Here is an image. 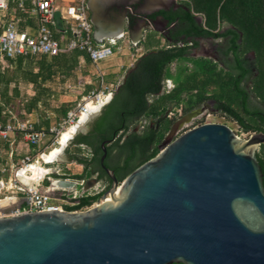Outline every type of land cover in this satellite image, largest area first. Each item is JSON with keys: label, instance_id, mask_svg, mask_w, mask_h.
Masks as SVG:
<instances>
[{"label": "water", "instance_id": "obj_1", "mask_svg": "<svg viewBox=\"0 0 264 264\" xmlns=\"http://www.w3.org/2000/svg\"><path fill=\"white\" fill-rule=\"evenodd\" d=\"M100 4L87 0L98 37ZM104 7L122 8L113 1ZM99 113L77 131L87 132ZM197 113L173 122L168 135ZM107 143L100 158L112 181L101 190L102 201L110 194L105 202L0 216V264H264V186L256 154L264 132L242 139L225 124L202 123L164 140L122 181L104 164ZM91 183L97 181L88 180L86 188ZM50 185L74 189L76 182L56 177Z\"/></svg>", "mask_w": 264, "mask_h": 264}, {"label": "trees", "instance_id": "obj_2", "mask_svg": "<svg viewBox=\"0 0 264 264\" xmlns=\"http://www.w3.org/2000/svg\"><path fill=\"white\" fill-rule=\"evenodd\" d=\"M181 1L195 12L205 15L206 25L209 27L216 26L218 19L219 23L220 21H227L237 26L243 34L242 44L247 49L252 48L256 52L259 51L258 35L260 33L264 34V0ZM56 27L60 29L59 33L63 35L60 20L55 25ZM59 35L55 33L56 38H59ZM155 43L158 46L160 42L156 41ZM174 57V55L169 54L168 50L163 49L151 50L141 57L139 66L127 75L111 101L103 107L93 129L94 140L88 141L86 136H80L79 143L91 148L92 157L90 160L78 159V163L85 168L90 166L96 169L99 179H104L109 185L112 181L100 165V158L103 153L102 142L108 140L110 143L106 146L108 153L114 152L117 157L115 164H108L106 159L104 164L114 171L119 181H122L138 166L153 158L159 152L158 143L163 136L162 130H166L168 126L156 130V123L151 126L147 122L140 130L131 127L144 117L157 119L161 114L160 107L164 100L169 98L180 100L177 93H172L166 97H161L152 105L148 104V97L160 90L165 68ZM81 60L91 63L88 55L79 50L62 52L54 56L40 54L35 57L18 56L12 60H6L5 66L0 65L2 68L0 83L3 84V89L0 92V121L6 122L8 119L5 107L10 101L8 86L12 81L21 80L29 83L35 90L34 95L30 96V102L26 110L27 113H30L36 107L37 102L47 93L45 83L58 78L59 81L63 82L66 78L75 75ZM9 69H13L12 74H8ZM12 95H19L16 86L13 88ZM67 111L68 109L64 111V116ZM228 115L233 114L229 113ZM234 119L244 132H264V128L260 127L257 119L247 110L243 115L234 114ZM49 126V121L45 120L34 127L39 129L41 127L48 128ZM257 158L262 169L264 186V156L258 155ZM58 177L66 178L65 176ZM73 178L83 179V176L80 174L73 176ZM101 194L102 192L83 194L73 198L71 201L74 204L66 206L65 209L67 211L81 210L97 201Z\"/></svg>", "mask_w": 264, "mask_h": 264}, {"label": "flooded vegetation", "instance_id": "obj_3", "mask_svg": "<svg viewBox=\"0 0 264 264\" xmlns=\"http://www.w3.org/2000/svg\"><path fill=\"white\" fill-rule=\"evenodd\" d=\"M123 10L126 28L134 30L139 23L145 28L143 44L157 34L160 43L155 50H168L175 56L165 68L160 90L148 97L149 105L172 93L180 97V100H164L161 114L157 119H150L151 126L156 123V130L168 126L162 136L163 141L172 137L168 132L173 122L194 111L198 113L188 122L205 112H215L237 123L234 114L243 115L247 110L264 128V34L258 35L259 51L256 52L242 44L243 34L237 26L227 21L219 23L218 19L216 26L209 27L205 15L195 12L182 1L147 7L144 0H140L137 5H128ZM149 52L144 51L135 67L126 72L125 78L139 66L140 58ZM177 106L178 112L171 114ZM97 119L84 135L88 141L94 140L93 129ZM71 157L72 154L66 156ZM105 159L110 165L117 161L115 153L108 151ZM94 179L100 180L98 174ZM85 183L87 185L88 181Z\"/></svg>", "mask_w": 264, "mask_h": 264}, {"label": "built area", "instance_id": "obj_4", "mask_svg": "<svg viewBox=\"0 0 264 264\" xmlns=\"http://www.w3.org/2000/svg\"><path fill=\"white\" fill-rule=\"evenodd\" d=\"M25 1L0 0V63L5 64L6 60L15 59L18 56L35 57L40 54L54 56L62 52L79 50L85 52L91 63L96 66L99 61L114 54L113 47L116 45L114 39L106 42H97L95 40L93 25L87 8V0H76L73 4L68 5L64 12H61L60 21L64 35L62 39L56 38L54 35L53 28L56 25L55 13L57 9L53 0H30L29 7L26 6ZM12 3L16 4L18 11L28 15L24 17V20H28L29 16L35 18V25H33L32 29H22L19 26L21 19L18 17H5V13L9 10ZM97 74L98 86L88 90L74 107L68 109L66 115L56 125L35 129L32 122L14 124L10 121H0V137L8 140L13 133L19 132L28 146H39L49 136L53 137L52 144H59L61 134L76 125L83 114L89 113L90 106H99L101 108L111 100L117 85L106 82L101 73ZM174 111L178 112L176 109L171 114ZM21 163L22 168L28 170L33 163L32 157L26 155ZM84 183L85 181L82 179L80 185ZM56 190L64 193L67 189L56 188ZM1 191L4 196L21 191L25 196V204L16 207L10 212L1 213L0 211V216L47 210L67 211L65 207L73 205L74 203L71 200L78 197L69 198L62 194L61 198L58 199L59 202H54L51 194L41 193L31 186L21 185L16 177L10 178L3 184ZM101 201L99 198L90 206L81 210L95 207Z\"/></svg>", "mask_w": 264, "mask_h": 264}, {"label": "crops", "instance_id": "obj_5", "mask_svg": "<svg viewBox=\"0 0 264 264\" xmlns=\"http://www.w3.org/2000/svg\"><path fill=\"white\" fill-rule=\"evenodd\" d=\"M26 1H25V4L27 7H29L30 0H26ZM75 1L76 0H53L54 5L57 9L55 13L56 14L55 15L56 24H58V21L60 20L61 12H64L65 8L68 5L73 4ZM108 1H113L114 4L116 3L121 4L122 8L118 9L114 7L113 11H111L107 7H104L105 3ZM139 1L140 0H100L101 7L99 8V11H100L99 25L101 26L100 31L102 35L100 37L96 36L95 34L98 33L99 30L93 26L94 38L95 40L97 39L96 40L97 42H106L110 39H114L116 41V45L113 47L114 54L106 58V60H102L101 65H98V64H96V66L93 65V67L95 68L94 70L90 69V64L92 63L90 62L86 63L83 60H81L80 66L78 70L76 71L75 75L66 78L63 82H59V84L61 83V85L62 84L66 85L70 80H72V78L76 77L78 81L77 82L78 86H77V95L75 96V99H78V97L81 98L84 94H86L88 90H91L96 87V83L98 82L97 73H101L106 82L115 83L117 85V88H119L125 78V75L128 69L133 64H135L137 59L144 53V51L145 50L146 51L155 50L158 47L155 43L156 41L160 42L159 36L157 34H154L156 36L153 35L150 40H148L146 43L143 44V41L141 40L143 39V35L145 34V31H144L145 28L143 27L141 23L135 26L134 30L125 27V10H123V8L128 5L135 6L139 3ZM171 1L173 0H144L145 6L147 7H156V6L158 7L162 3H170ZM124 3L126 4L124 5ZM89 15H90V12H89ZM26 16L28 15L22 14L20 11L17 10V6L14 3L11 4L9 10L5 13L6 18H12V17L20 18L21 20L19 21V24H20L19 26L22 29L30 30L33 28V25H35V18L29 16L28 20H24V17ZM121 27H123V30L118 31V29H120ZM53 29H54V35L55 33L58 35L60 34L59 33L60 29H58L57 27L55 28V26ZM115 33L116 35L114 36ZM59 38L61 39L64 38V35L60 34ZM133 48H135L137 51L136 56L134 55L135 57H133V54L131 52ZM29 95L30 96L34 95V92H32L31 94L29 93ZM33 112L34 110H32L29 113V116L32 119L35 118ZM91 114H89V116ZM34 123H33L34 126L37 125L36 123L35 124ZM81 133L83 135L86 132H81ZM80 136L78 137L80 138ZM70 138H68V140ZM2 139L3 138L0 137V140ZM3 140H4V145L2 146L3 148L0 149L1 153H3L0 155V211L1 213L10 212L16 207H19L25 204V196L22 194L21 191L10 194L9 196L7 195L4 196L2 194V191H1L2 185L5 184L10 178L16 177L21 185L31 186L35 188L37 191H40L41 193H45V194L53 193L56 188L51 186L48 180H45L43 183H41L43 179H45L49 175L47 173L48 169L45 168L43 165H41L40 158L45 164H47L55 158H60L62 155V151H61V153L58 154L55 158L51 160H46L44 156H46L47 154L45 153L40 154L41 151H39L38 149H40L41 144H45V142H47V139H45L39 146H34V147L28 146L24 142L22 134L19 132H15L9 137L8 140L6 139H3ZM73 144L77 147H80V148L84 147V149H86V151L82 155L80 154L81 156H78L77 154H74V155L72 154L73 156L72 158H74V161H77L78 159H82V158L90 160V158L92 157V150L89 146L85 144H80L79 141H76V140ZM61 147L62 146L59 145V148H53V150L60 149ZM34 151H37L38 153L32 154ZM24 153L25 154L28 153L29 155H31L32 160H33V163L31 166H29L28 170H25L22 168L21 162L24 157L21 159L16 158L17 156H24L25 155ZM36 156H38L37 159H36ZM15 159H17L18 162H15ZM67 164L69 165L70 162H68ZM80 166L85 168L82 164H80ZM85 169L86 171H89L90 174H94L95 176L96 174H98L96 172V169H93L90 166ZM56 170L57 168H53V171H56ZM48 179L51 180L52 178L51 179L48 178ZM105 184H106V181L104 179H100L97 181L95 185L91 183L90 187L93 188L96 193V191L98 190H100V192L101 190H104L103 188Z\"/></svg>", "mask_w": 264, "mask_h": 264}, {"label": "rangeland", "instance_id": "obj_6", "mask_svg": "<svg viewBox=\"0 0 264 264\" xmlns=\"http://www.w3.org/2000/svg\"><path fill=\"white\" fill-rule=\"evenodd\" d=\"M133 57L136 56V49L133 48L131 50ZM135 55V56H134ZM106 60V59H104ZM98 65L102 64V61H99L97 63ZM1 66H5L4 63H0ZM90 69L94 70L95 68L93 67V64H90ZM13 69H9L8 70V74H12ZM0 71H2V68L0 67ZM59 78L55 79L54 81H49L46 82L45 86H46V90L47 93H45L43 95V97L37 102L36 107L33 109L34 110V117L35 118H31L29 116V113L26 112L27 110V106L30 102V95L32 92L35 93V90L33 89V87L26 82H23L21 80L14 82L12 81L9 86H8V95L10 96V101L9 103L6 105L5 107V112L8 115V119L7 121H10L14 124L18 123V122H35L36 124H41L42 122H44L45 120L49 121L50 125H56L61 118L64 117V111L67 109H70L72 107H74L76 105V103L81 99L80 97H78V99H75V96L77 95V79L72 78V80H70L66 85H61V83L59 84ZM17 87L18 91H19V95L15 96L12 95L13 94V88ZM98 86V83H96V87ZM3 89V84L0 83V92ZM33 96V95H32ZM73 98V99H71ZM3 101V100H2ZM105 106V105H104ZM103 106V107H104ZM103 107H101L100 109H98V112L100 111L99 115L95 118L97 119L100 114L102 113ZM179 109V106H177L176 108H174V110ZM174 113H176L174 111ZM94 119V120H95ZM201 120V121H199ZM150 122V118L149 117H144L142 119V121L138 120L137 122H135L132 125V129L134 128L135 130H140L142 128V124H145V122ZM205 122H216V123H221V124H225L227 125L229 128H231L233 130V132L240 138L242 139H247L254 131L251 132H244L242 130V128L233 120L226 118V117H222L221 115H219V113H215V112H205L204 114H202L201 116L197 117V119H194L190 122L185 123L181 128H179V130H177L172 137L170 138V140H173L174 138H176L177 136H179L180 134H182L184 131L192 128L194 125H199L200 123H205ZM34 123V124H35ZM91 123H89L90 126ZM77 126V125H76ZM81 130V129H80ZM166 130H162V133L165 134ZM85 134V133H84ZM83 134V135H84ZM82 135V133L80 131H77L73 134V136L66 142V144L64 146H62L61 151H62V155L60 158H55L53 160H51L49 163L45 164L42 159L40 158V162L41 165H43L45 168L48 169V175L45 179H43V181L41 183H43L45 180H48L50 182V180L48 178H56L58 175L60 176H65L67 179L71 180V181H75L76 182V186L74 189H67L66 192H62V191H57L55 188V191L53 193H51V196L54 198V202H59L58 199L61 198L62 194H65V196L72 198L73 196H81L83 194H94L95 190L93 188H86V183H84L83 185H80V182L82 179H77V178H73V176L75 175H82L84 181H88L91 180L92 178L96 177L94 174H90L89 171H86L85 168H83L82 166H80V164L77 163V161H74V158H66V156H68V154H77L78 156H81L86 149H84V147L80 148L75 146L73 143L75 142L76 138L78 136ZM47 142H45V144H41L40 145V149H38L40 152V154L45 153V154H49L51 152V150H53V148H59L60 144H52V140L53 137L49 136L46 138ZM163 142V139L161 138L158 146ZM4 145V140H0V149H2ZM38 153L37 151H34L32 154ZM3 154L0 151V155ZM25 154V153H24ZM31 154V153H30ZM39 154V155H40ZM81 154V155H80ZM256 154L257 156H264V145H261L258 147V149L256 150ZM26 155L30 156L28 153L25 154L24 156H17V159H21L23 157H25ZM38 155V156H39ZM38 156H36V159L38 158ZM15 159V162H18V160ZM70 162V164L68 165L67 163ZM53 168H57L56 171H53ZM57 175V176H55ZM61 178V177H59ZM41 185V184H40ZM110 185L108 184V182H106L105 186H104V190L108 189ZM96 192H100V190L96 191Z\"/></svg>", "mask_w": 264, "mask_h": 264}, {"label": "bare ground", "instance_id": "obj_7", "mask_svg": "<svg viewBox=\"0 0 264 264\" xmlns=\"http://www.w3.org/2000/svg\"><path fill=\"white\" fill-rule=\"evenodd\" d=\"M26 2H27V1H26ZM55 15H56V14H55ZM98 108H99V106H97V107H92V106H90L89 113H87V114H83V115H82L81 120H79L80 122L78 121L79 123L76 124L77 126L74 125L73 127L68 128L67 130H65V131L61 134V136H60V138H59V144H60L61 146H64V145L66 144L68 138H70V137L76 132V130H78V129H83V128H84V124H85L87 118L89 117V114H91V113H93V112H97V111H98ZM61 149H62V148L52 150L48 155L44 156V158H45L46 160H51V159L55 158L58 154L61 153ZM40 172H41V171H40ZM55 176H57V175H55ZM59 176H60V175H59ZM57 177H58V176H57ZM109 195H110V194H108V195L106 196V198H107ZM106 198H105L103 201H101L99 204H101L102 202H105ZM99 204H98V205H99ZM98 205H97V206H98Z\"/></svg>", "mask_w": 264, "mask_h": 264}]
</instances>
